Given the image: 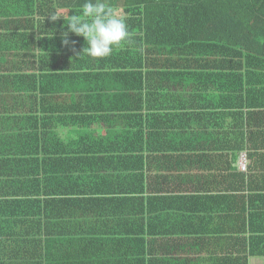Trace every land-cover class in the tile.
<instances>
[{
	"label": "trees",
	"instance_id": "obj_1",
	"mask_svg": "<svg viewBox=\"0 0 264 264\" xmlns=\"http://www.w3.org/2000/svg\"><path fill=\"white\" fill-rule=\"evenodd\" d=\"M83 3L0 0V264H157L152 228L189 224L224 228L192 257L261 264L237 111L264 91V0H106L131 34L106 58L47 17Z\"/></svg>",
	"mask_w": 264,
	"mask_h": 264
},
{
	"label": "crops",
	"instance_id": "obj_2",
	"mask_svg": "<svg viewBox=\"0 0 264 264\" xmlns=\"http://www.w3.org/2000/svg\"><path fill=\"white\" fill-rule=\"evenodd\" d=\"M264 92V91H263ZM263 92L255 91L254 95H250L248 97L247 103L250 105L246 106L244 109H240L239 114L237 116V128L238 134L241 135V132H244L245 137H251L255 144H259L260 148L256 147H245L244 150L238 152V166L240 171L249 172V170H254L258 174L264 175V96ZM252 104V105H251ZM223 112V111H221ZM241 113H243L241 115ZM240 115V116H239ZM76 130H68L64 129L61 131V138L65 139L67 137H74L76 135ZM5 169L0 171V201L5 198H14V196L7 195L5 193H14V189L3 186V180L5 177ZM249 201V199H248ZM252 200L248 202V208H250ZM253 209L256 210L254 215L258 217L256 224H254L253 230L258 232H264V219L261 220V216H264V198L262 196L255 197L252 202ZM1 207V204H0ZM3 212L0 211V239L11 240L15 238V227L12 224L6 223V219L4 217ZM260 217V219H259ZM12 223V222H10ZM224 229L220 226H211L210 228H206L204 225L196 226V225H176V226H155L152 228V232H170L172 235L168 236H159L157 237L160 242L159 243H168L169 244V252H167L166 256H161L158 258L157 264H217L219 263L214 258L212 261H208L210 255H206V252L203 253V256L200 257H192L193 252L199 243L206 242L212 246L215 243L216 236L207 235V231H221ZM207 230V231H206ZM225 230H227L225 228ZM200 231V233H198ZM206 233H205V232ZM205 233V234H204ZM6 234L12 235V237L6 239L4 237ZM188 234V235H187ZM206 238L211 239V241H206ZM212 243V245H211ZM181 251L180 256H177L175 251ZM188 250H190V254L188 255ZM185 256L181 259L182 256ZM262 261L261 264H264V258L259 257V261ZM201 262V263H200Z\"/></svg>",
	"mask_w": 264,
	"mask_h": 264
},
{
	"label": "clouds",
	"instance_id": "obj_3",
	"mask_svg": "<svg viewBox=\"0 0 264 264\" xmlns=\"http://www.w3.org/2000/svg\"><path fill=\"white\" fill-rule=\"evenodd\" d=\"M51 20L64 18L67 31L64 44L69 43V33L82 36L86 41L83 54L91 58H106L115 47L130 40L125 16L120 10L106 3V0H84L79 10L69 16L57 13L48 15Z\"/></svg>",
	"mask_w": 264,
	"mask_h": 264
}]
</instances>
